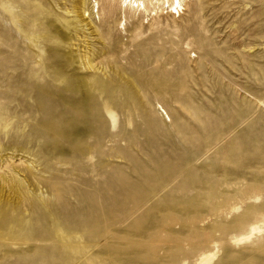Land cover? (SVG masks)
I'll return each instance as SVG.
<instances>
[{
	"label": "rangeland",
	"instance_id": "rangeland-1",
	"mask_svg": "<svg viewBox=\"0 0 264 264\" xmlns=\"http://www.w3.org/2000/svg\"><path fill=\"white\" fill-rule=\"evenodd\" d=\"M0 264H264V0H0Z\"/></svg>",
	"mask_w": 264,
	"mask_h": 264
},
{
	"label": "bare ground",
	"instance_id": "bare-ground-1",
	"mask_svg": "<svg viewBox=\"0 0 264 264\" xmlns=\"http://www.w3.org/2000/svg\"><path fill=\"white\" fill-rule=\"evenodd\" d=\"M173 7V6H172ZM176 10V13H178V10H177V8H175ZM175 11H173V10H171V13H175Z\"/></svg>",
	"mask_w": 264,
	"mask_h": 264
}]
</instances>
